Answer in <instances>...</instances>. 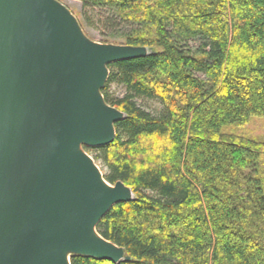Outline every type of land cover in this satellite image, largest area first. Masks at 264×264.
I'll return each instance as SVG.
<instances>
[{"label": "trees", "instance_id": "obj_1", "mask_svg": "<svg viewBox=\"0 0 264 264\" xmlns=\"http://www.w3.org/2000/svg\"><path fill=\"white\" fill-rule=\"evenodd\" d=\"M79 1L107 13L104 43L150 50L109 65L102 94L125 118L83 147L134 194L97 226L118 264H264V141L235 131L264 118V0Z\"/></svg>", "mask_w": 264, "mask_h": 264}, {"label": "water", "instance_id": "obj_2", "mask_svg": "<svg viewBox=\"0 0 264 264\" xmlns=\"http://www.w3.org/2000/svg\"><path fill=\"white\" fill-rule=\"evenodd\" d=\"M148 54L91 41L58 0H0V264L130 260L97 226L134 194L83 147L125 118L102 94L109 65Z\"/></svg>", "mask_w": 264, "mask_h": 264}, {"label": "rangeland", "instance_id": "obj_3", "mask_svg": "<svg viewBox=\"0 0 264 264\" xmlns=\"http://www.w3.org/2000/svg\"><path fill=\"white\" fill-rule=\"evenodd\" d=\"M72 13L73 15L78 19L80 24H82V29L86 36L93 42L98 43V44H106L104 43L105 36L108 35V33L111 32V30H106L103 25L100 24V17H104L107 13L105 11H96V10H90L87 8H84L81 1L79 0H60ZM83 13H88L90 17H92L94 21V26L92 27H86L84 25L83 19H82V14ZM111 41V40H109ZM114 41H111L109 44H114ZM118 45V44H117ZM150 50H148V53ZM114 91H117V94H120L122 90L118 88H113ZM158 104L156 105L155 103H152L150 107L156 108ZM237 133L242 134L246 137L255 139V140H262L264 141V118H259V117H252L250 122L240 128V129H235ZM95 164L98 166L100 171L103 173L105 168L101 164Z\"/></svg>", "mask_w": 264, "mask_h": 264}]
</instances>
